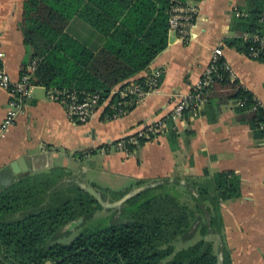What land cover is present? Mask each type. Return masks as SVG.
I'll return each mask as SVG.
<instances>
[{"label":"trees","instance_id":"obj_1","mask_svg":"<svg viewBox=\"0 0 264 264\" xmlns=\"http://www.w3.org/2000/svg\"><path fill=\"white\" fill-rule=\"evenodd\" d=\"M176 6L185 0H27L21 30L29 55L22 65L35 62L30 83L47 92L78 96L99 95L113 105L118 96L112 90L121 85L142 83L144 78L127 82L145 71L168 45L169 19ZM232 31L236 36L224 45L248 56L259 49L254 35L264 36V0H246L238 7ZM78 18L103 37L94 51L68 34L66 28ZM195 17L192 19L193 25ZM186 41V40H184ZM264 63V50L257 59ZM221 57L211 90L219 104L233 102L235 111L254 134L264 141V107L242 87ZM109 104V105H110ZM134 105L126 107L131 111ZM108 107L105 114H111ZM169 133L173 123L162 120ZM139 141V145L144 143ZM137 146H129L133 150ZM70 173L56 168L48 173L29 175L0 192V264H217L211 241L220 242L221 264H232L223 236L221 205L240 196V180L231 171L185 179L184 191H194L193 209L183 202L179 186L169 180L137 181L145 190L122 205L107 209L109 224L83 227L69 242L61 243L68 227L81 225L103 210L81 186L60 189ZM93 189V188H92ZM96 189V190H95ZM94 190L104 202L114 203L126 192ZM195 229L202 237L176 251L178 240L189 241ZM82 227V226H80Z\"/></svg>","mask_w":264,"mask_h":264},{"label":"crops","instance_id":"obj_2","mask_svg":"<svg viewBox=\"0 0 264 264\" xmlns=\"http://www.w3.org/2000/svg\"><path fill=\"white\" fill-rule=\"evenodd\" d=\"M26 1L0 0V49L4 70L13 81L20 78L29 55L21 30ZM245 1L185 0L187 8L196 9L187 41L169 31L164 51L145 71L126 81L160 71L158 88L118 119L106 120L101 107L86 123H74L44 87L31 86L15 124L5 132L0 129V192L23 177L62 168L70 176L59 184L60 189L74 184L132 191L138 188L137 181L166 179L179 186L181 201L194 204V191H184L185 179L231 171L239 177L240 196L222 203L221 216L232 264H264V141L254 138L233 102L219 104L213 97L216 90H211L212 99L197 112H185L174 122L173 133L165 129L128 152L114 147L142 126L168 118L216 48L222 50V58L242 87L264 107V65L223 43L236 36L234 18ZM66 31L91 50L102 46L103 37L78 18L69 22ZM9 98L0 89V126ZM217 240L211 243L221 264Z\"/></svg>","mask_w":264,"mask_h":264},{"label":"built area","instance_id":"obj_3","mask_svg":"<svg viewBox=\"0 0 264 264\" xmlns=\"http://www.w3.org/2000/svg\"><path fill=\"white\" fill-rule=\"evenodd\" d=\"M195 14L196 9L194 8L176 6L169 19L170 31L175 32L183 41H187L189 29L192 26L191 21L195 17ZM253 41L259 44V49L250 48L248 57L257 59L259 51L264 50V36L254 35ZM222 55L220 48L214 49L210 63L204 69L191 91L180 97L179 102L169 114V118L173 124L180 120L185 112H197L207 102L206 96L209 89L214 83V79L219 77L216 65ZM3 59L4 53L0 49V89L7 91L10 97L7 113L0 126L1 131L5 132L15 124L25 101L30 97V88L32 86L30 79L35 69V62L27 68L25 74L21 75L17 81H13L4 70ZM225 66L234 77L227 64ZM160 76L161 72L156 71L146 77L142 83H132L125 87L112 90L111 96H118L113 105L110 104L109 100L101 101L100 96L97 94L78 96L76 92H69L65 98L62 97L63 94L55 92H47V94L50 98L55 99L64 106L67 117L74 123H86L101 107H105V110L108 107L112 109L111 114H105L106 120L111 121L122 117L127 112L126 107L142 102L149 94L154 92L158 88ZM166 128L162 121L146 124L135 134L118 141L114 147L117 150L128 152L129 146H138L140 140L146 141L147 139L155 137ZM262 129H264V126Z\"/></svg>","mask_w":264,"mask_h":264},{"label":"rangeland","instance_id":"obj_4","mask_svg":"<svg viewBox=\"0 0 264 264\" xmlns=\"http://www.w3.org/2000/svg\"><path fill=\"white\" fill-rule=\"evenodd\" d=\"M102 187L103 186L99 187V189H110L107 186H105L104 188H102ZM111 189H113V188H111ZM112 191H114V190H112ZM126 191L127 190H124V191L115 190V192H117V193L126 192ZM107 203H109V202H107ZM188 204H189L188 206L193 209V207H194L193 203L188 202ZM107 209L108 208H103V210L97 211L95 213L94 217L91 220H89L88 222H85L82 225H81V222H78L77 226H74L72 228L68 227L66 230H63L62 233L68 232L69 234H67L66 236H63L61 238L60 242L61 243L69 242V240H71L83 227H92V226L94 227V226H100V225H104V224H109V222L111 221V218L108 217V216H110L111 213L107 212L106 211ZM109 209H112V208H109ZM80 226H82V227H80ZM194 227H195V224H193V228L192 229H194V232L192 233V237H191V239L189 241H184V240L178 239L173 244V246H174L176 251L181 250L182 248H184L186 246H189V245L193 244L195 241H198L199 239L202 238L200 236V232H199L200 229H198V228L195 229ZM204 238L209 240V241H212L213 243H215V242L217 243L218 242V240H217L218 237L216 238V235H214V236L213 235H208V236H206ZM214 248H215V246H214Z\"/></svg>","mask_w":264,"mask_h":264},{"label":"water","instance_id":"obj_5","mask_svg":"<svg viewBox=\"0 0 264 264\" xmlns=\"http://www.w3.org/2000/svg\"><path fill=\"white\" fill-rule=\"evenodd\" d=\"M81 187L86 192H88L101 205L102 208H114V207H118V206L122 205L125 201H127L128 199H130L132 196H134L137 193L141 192L142 190H145L146 189L145 186L144 187H141V188L134 189L131 192L127 193L120 200H118V201H116L114 203H107V202H104L100 198L99 194L94 189H92L91 187H87L85 185H81ZM47 264H50V263H47Z\"/></svg>","mask_w":264,"mask_h":264}]
</instances>
